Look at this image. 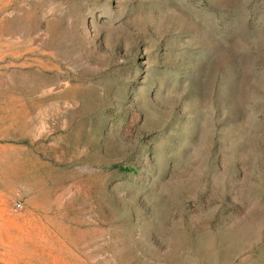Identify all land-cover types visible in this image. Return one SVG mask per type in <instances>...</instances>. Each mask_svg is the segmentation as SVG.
<instances>
[{"label": "rangeland", "instance_id": "1", "mask_svg": "<svg viewBox=\"0 0 264 264\" xmlns=\"http://www.w3.org/2000/svg\"><path fill=\"white\" fill-rule=\"evenodd\" d=\"M0 264H264V0H0Z\"/></svg>", "mask_w": 264, "mask_h": 264}]
</instances>
